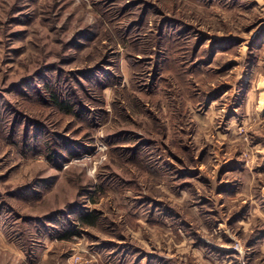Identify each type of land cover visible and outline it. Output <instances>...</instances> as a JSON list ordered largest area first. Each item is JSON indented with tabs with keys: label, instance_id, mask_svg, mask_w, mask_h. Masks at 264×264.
<instances>
[{
	"label": "rangeland",
	"instance_id": "rangeland-1",
	"mask_svg": "<svg viewBox=\"0 0 264 264\" xmlns=\"http://www.w3.org/2000/svg\"><path fill=\"white\" fill-rule=\"evenodd\" d=\"M0 264H264V0H0Z\"/></svg>",
	"mask_w": 264,
	"mask_h": 264
},
{
	"label": "trees",
	"instance_id": "trees-1",
	"mask_svg": "<svg viewBox=\"0 0 264 264\" xmlns=\"http://www.w3.org/2000/svg\"><path fill=\"white\" fill-rule=\"evenodd\" d=\"M81 221H82V223H87L86 221H84V219H82Z\"/></svg>",
	"mask_w": 264,
	"mask_h": 264
}]
</instances>
